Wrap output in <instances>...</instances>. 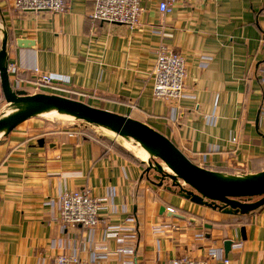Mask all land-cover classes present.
<instances>
[{
	"label": "crops",
	"instance_id": "obj_1",
	"mask_svg": "<svg viewBox=\"0 0 264 264\" xmlns=\"http://www.w3.org/2000/svg\"><path fill=\"white\" fill-rule=\"evenodd\" d=\"M159 2L141 0L139 25L130 28L92 20L93 0H74L60 13H22L12 0H0L12 88L133 117L195 164L224 175L264 171V0H198L166 14ZM19 39L34 44L20 47ZM162 47L186 60L185 90L176 102L153 93ZM35 67L65 80L38 84ZM9 105L0 72V114ZM31 119L0 136V264H54L63 253L87 264H169L176 257L204 259L209 250L231 264H264V206L234 214L195 203L154 182L139 149L142 160L108 135ZM82 188L104 199L100 223H52L50 199ZM111 226L134 230L133 245H124L133 249L118 250L131 237Z\"/></svg>",
	"mask_w": 264,
	"mask_h": 264
},
{
	"label": "water",
	"instance_id": "obj_2",
	"mask_svg": "<svg viewBox=\"0 0 264 264\" xmlns=\"http://www.w3.org/2000/svg\"><path fill=\"white\" fill-rule=\"evenodd\" d=\"M4 37L0 50V72L4 96L9 104L17 109L9 114L5 110L0 114V132L8 134L26 120L43 116V113L56 110L75 116V119L91 123L116 132L118 135L133 139L146 149L151 159H161L171 172H163L161 163H157L160 178L169 177L173 186L182 191V195L198 204L207 205L220 211L247 214L264 206V171L250 175H224L195 164L165 134L145 122L133 117L91 106L83 101L57 94H28L25 90H14L8 73V33L4 27ZM34 44L30 39H19L18 46ZM44 140H41L43 143ZM150 168H147V172ZM183 181L188 188L181 184ZM258 197L257 200H252ZM165 206L161 207V211ZM244 233V228L242 229ZM232 245L225 241L226 251Z\"/></svg>",
	"mask_w": 264,
	"mask_h": 264
},
{
	"label": "built area",
	"instance_id": "obj_3",
	"mask_svg": "<svg viewBox=\"0 0 264 264\" xmlns=\"http://www.w3.org/2000/svg\"><path fill=\"white\" fill-rule=\"evenodd\" d=\"M74 0H12L13 6L19 12L49 11L60 13L66 11ZM198 0H160L158 9L161 13H169L179 5H191ZM143 12L141 0H93L91 18L94 21L121 23L135 28L139 25ZM37 83L54 86L65 80L59 74L43 73L38 67L33 68ZM153 93L158 99L166 102H176L184 94L187 78V64L183 55L167 47H162L158 53L153 69ZM233 140H236L235 138ZM54 209L53 222L62 227H95L100 223L99 210L105 204L101 197L92 194L89 188L64 190L57 197L50 199ZM119 230L121 235L129 234L131 239L119 244L118 250H131L135 238L133 229L111 226ZM155 231H160L159 225L154 226ZM125 241L128 239L124 236ZM54 264H87L78 254H59ZM169 264H231V260L223 258L215 250H209L204 259L191 257H176Z\"/></svg>",
	"mask_w": 264,
	"mask_h": 264
},
{
	"label": "rangeland",
	"instance_id": "obj_4",
	"mask_svg": "<svg viewBox=\"0 0 264 264\" xmlns=\"http://www.w3.org/2000/svg\"><path fill=\"white\" fill-rule=\"evenodd\" d=\"M9 107L10 106H8L7 108H9ZM34 118H36V119H31L30 121H27V122L32 123V122L37 121V120H39V121L45 120L47 123L64 122L63 124L62 123L60 124L63 128L69 127V128H71L77 132L86 133L88 135H98V134L108 135L110 138H113V140H114V142L118 148L123 147L127 151H129V154L132 155L130 157H134L137 160H142L137 155V148H139V147L137 145V142H135V140L127 139V138L124 139L122 137H119V136L107 131L105 128L97 127L91 123H87V122H84V121H81V120H78L75 118L74 119H65V118H62L59 116H46V117L38 116V117H34ZM25 124L26 123H24L23 125H25ZM52 124L54 125V123H52ZM126 141H128V142H126ZM121 151L124 152L123 150H121ZM156 162L161 163L162 166H166V164L161 159L156 158V157H154L152 159L149 158L148 160H145V162H144L146 164L147 168L148 167L150 168L148 173L151 174L152 180L158 184L160 183L162 185L172 186V188L174 187L176 190H179V187L173 186V180L171 178L165 177L162 179L159 177V176H161V172H160V170L157 169V163ZM162 171L163 172H169L168 170H164V169ZM183 186L188 187L187 185H183ZM257 199H258V197H253L252 200L254 201Z\"/></svg>",
	"mask_w": 264,
	"mask_h": 264
},
{
	"label": "bare ground",
	"instance_id": "obj_5",
	"mask_svg": "<svg viewBox=\"0 0 264 264\" xmlns=\"http://www.w3.org/2000/svg\"><path fill=\"white\" fill-rule=\"evenodd\" d=\"M9 106H10V107L7 108V109L5 110L6 114H9V113L15 111V110L17 109V107H18L17 105L11 107V104H10ZM43 116H59V117L65 118V119H74V118H75V116H73V115H71V114L64 113V112H58V111H56V110H52V111H49V112L43 113ZM106 130L109 131V132H111V133H114L115 135H117V136H119V137H122V136L118 135L116 132H114V131H112V130H109V129H106ZM2 134H4V132H0V136H1ZM122 138H124V137H122ZM124 139H125V138H124ZM137 145H138V147H139V148H137V149L140 150L143 159L148 160V159L151 157L150 153H149L146 149H144L143 147H141V146L139 145V143H138ZM163 169H164V170H168L169 172H171V170H170L167 166H163Z\"/></svg>",
	"mask_w": 264,
	"mask_h": 264
},
{
	"label": "trees",
	"instance_id": "obj_6",
	"mask_svg": "<svg viewBox=\"0 0 264 264\" xmlns=\"http://www.w3.org/2000/svg\"><path fill=\"white\" fill-rule=\"evenodd\" d=\"M122 148V149H121ZM119 147V149H121V150H123L124 151V153L126 154V155H128V156H132L131 154H129V151H127L125 148H123V147ZM178 192L182 195L183 193H182V191L181 190H178ZM253 199V198H252Z\"/></svg>",
	"mask_w": 264,
	"mask_h": 264
}]
</instances>
